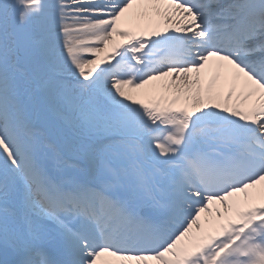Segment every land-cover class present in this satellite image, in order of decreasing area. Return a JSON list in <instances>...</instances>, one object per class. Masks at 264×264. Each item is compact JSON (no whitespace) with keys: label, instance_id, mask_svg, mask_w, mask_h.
I'll return each instance as SVG.
<instances>
[{"label":"snow or ice","instance_id":"6c2138e0","mask_svg":"<svg viewBox=\"0 0 264 264\" xmlns=\"http://www.w3.org/2000/svg\"><path fill=\"white\" fill-rule=\"evenodd\" d=\"M0 246L264 264V0H0Z\"/></svg>","mask_w":264,"mask_h":264},{"label":"bare ground","instance_id":"6f19581e","mask_svg":"<svg viewBox=\"0 0 264 264\" xmlns=\"http://www.w3.org/2000/svg\"><path fill=\"white\" fill-rule=\"evenodd\" d=\"M122 38L121 37H117V40H121ZM111 47V45H110ZM105 55V53H101V58H103V56ZM0 260H1V257H0Z\"/></svg>","mask_w":264,"mask_h":264}]
</instances>
